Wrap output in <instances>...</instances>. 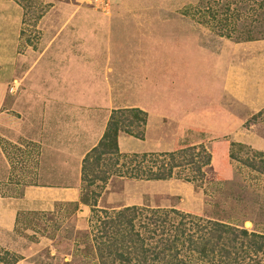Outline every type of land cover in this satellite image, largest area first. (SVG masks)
Wrapping results in <instances>:
<instances>
[{"label": "rangeland", "instance_id": "374dc122", "mask_svg": "<svg viewBox=\"0 0 264 264\" xmlns=\"http://www.w3.org/2000/svg\"><path fill=\"white\" fill-rule=\"evenodd\" d=\"M12 1L18 3L22 11L18 47L22 54L42 49V39L46 35L77 32L80 24L88 25L89 32L93 33H105L109 26L119 32L125 26L120 20L115 21V26L107 24L110 17H116L112 15L113 6L124 1L129 8L126 10L129 30L135 41L137 37L141 38L136 44L140 42L145 57L136 55L135 58L148 60V68L144 70L143 67V72L148 76L149 87L140 96L147 102L149 120L148 127L146 121L141 127L143 140L133 146L137 149L120 152L160 153L161 157L154 159L157 164H163L170 157L168 152L189 146L195 147L196 162L201 161V154L197 153L200 146L210 153L209 163L203 166L205 174L198 173L193 163L186 161L181 153L173 154L180 160L174 167L179 170V176L165 179H133L127 173L126 177L116 175V167L121 165L124 170L126 166L138 164L139 158L129 164L128 159L122 157L115 165V157H104L100 167L106 170L108 177L105 180L97 177L92 182L88 179L78 181V190H87L90 202L95 199V208L111 211L142 203L175 206L184 212L211 214L248 231L264 233V171L254 170L245 161L252 156V150L260 149L237 140L232 133L237 127L257 133L255 125L246 121L251 112L221 93L220 80L212 71L221 51L231 49L237 41L220 36L199 23L198 14L193 17L198 0H111L104 10L79 0ZM145 53L149 55L145 56ZM20 73L17 70L16 76L7 80V105L12 106V93ZM98 93L96 88H87L86 99L97 102ZM126 94L117 92L115 97L124 101ZM94 108L92 105L86 110ZM139 126L134 127L135 131L140 130ZM4 140L0 136V146L6 152L5 169L4 160L0 161V197L19 196L25 184L40 180V144L24 138L16 142ZM163 158L165 161H161ZM151 161L145 157L138 165L145 168ZM77 164L79 176V161ZM73 172L71 164L70 176ZM218 198L220 207L213 202ZM61 202L51 210H21L27 213L22 214L12 229H0V247L20 255L14 264H53L55 260L69 259L71 241L65 237L66 227L70 223L76 228L83 226L85 217L90 214V206L80 202L79 209L74 211L72 205Z\"/></svg>", "mask_w": 264, "mask_h": 264}, {"label": "crops", "instance_id": "0c3cea01", "mask_svg": "<svg viewBox=\"0 0 264 264\" xmlns=\"http://www.w3.org/2000/svg\"><path fill=\"white\" fill-rule=\"evenodd\" d=\"M126 10L129 8L124 1L112 8L116 17L111 15L107 25L115 26L120 20L125 26L119 32L109 26L105 33H93L88 25L80 24L77 32L46 35L42 49L22 54L18 52L21 7L12 0H0V136L3 140L16 142L24 138L40 144V180L25 184L19 196L0 197V229H12L20 210H51L56 201L76 200L81 181L77 162L81 165L84 154L98 142L111 109L136 106L148 110L140 96L149 87L143 72L148 60L135 58L145 57L140 42L136 44L141 38L135 37V41L129 30ZM17 70L21 73L10 106L6 104L5 86ZM212 71L220 80L222 94L251 113L264 106V38L234 42L231 49L221 51ZM87 88L98 90L97 102L86 99ZM117 92L127 93L124 101L116 99ZM92 105L93 110H86ZM148 120L149 114L147 127ZM232 133L237 140L264 149V137L254 131L237 127ZM142 140L120 131L118 149L132 151L137 149L134 144ZM5 153L0 146L3 169Z\"/></svg>", "mask_w": 264, "mask_h": 264}, {"label": "trees", "instance_id": "16d2710c", "mask_svg": "<svg viewBox=\"0 0 264 264\" xmlns=\"http://www.w3.org/2000/svg\"><path fill=\"white\" fill-rule=\"evenodd\" d=\"M196 8L193 17L198 14L197 21L220 36L233 41L264 38V0H198ZM146 117L147 112L136 106L111 109L101 137L81 159V182L108 177L106 170L100 167L104 157H115V165L122 157L127 158L129 164L134 158H139V164L149 157L152 161L146 163L145 168L134 164L124 170L121 165L114 169L116 175L126 177L127 173L133 179L178 177L179 170L174 167L180 160L173 155L175 153H181L198 173L205 174L210 153L204 146L197 152L201 154L199 162L194 159V146L168 152L170 157L166 161V157L163 158V164L154 161L161 157L160 153H121L117 145L118 133L122 131L143 138L141 127ZM246 121L255 125L257 134L264 137V106L252 112ZM135 126L140 130L135 131ZM245 161L254 170L264 171V150H252V156ZM219 201H213L216 207H220ZM80 202L90 206V214L85 217L83 226L76 228L68 224L65 237L71 241L69 259L55 260L53 264H264V233L248 231L225 222L224 218L149 203L124 205L107 211L95 208V199L90 202L83 188L78 200L65 201V204L72 205V210L76 211ZM61 203L54 202V208ZM24 213L27 211L17 212L14 225ZM19 258L15 252L0 247V264H14Z\"/></svg>", "mask_w": 264, "mask_h": 264}, {"label": "built area", "instance_id": "2783aa9c", "mask_svg": "<svg viewBox=\"0 0 264 264\" xmlns=\"http://www.w3.org/2000/svg\"><path fill=\"white\" fill-rule=\"evenodd\" d=\"M85 2L88 5L94 6L97 9H107L108 4L111 0H79Z\"/></svg>", "mask_w": 264, "mask_h": 264}]
</instances>
